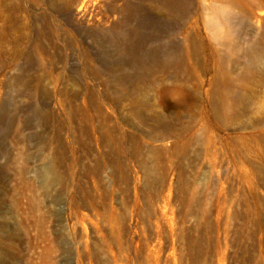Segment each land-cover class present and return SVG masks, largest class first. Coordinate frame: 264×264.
I'll use <instances>...</instances> for the list:
<instances>
[{
    "label": "rangeland",
    "instance_id": "obj_1",
    "mask_svg": "<svg viewBox=\"0 0 264 264\" xmlns=\"http://www.w3.org/2000/svg\"><path fill=\"white\" fill-rule=\"evenodd\" d=\"M81 1L0 0V264H264V0H195L176 41L190 29L200 44L196 97L161 106L152 91V107L104 97L137 67L94 38L140 0H96L93 16ZM223 72L242 95L228 111Z\"/></svg>",
    "mask_w": 264,
    "mask_h": 264
},
{
    "label": "bare ground",
    "instance_id": "obj_2",
    "mask_svg": "<svg viewBox=\"0 0 264 264\" xmlns=\"http://www.w3.org/2000/svg\"><path fill=\"white\" fill-rule=\"evenodd\" d=\"M150 1L156 5L155 10L160 17L152 18L144 14L146 8L145 1L143 0L136 3H126L122 9L123 18L119 23V27L125 28L124 30L120 31L115 27L104 33H95L94 38L96 44L102 42L101 45L103 44L104 47H107L106 43H108L111 48L129 54L130 63L137 67V69L128 76L113 75L105 82L106 91H104V97L113 103H117L120 100L130 101L134 97H138L139 94L147 95V107H152L153 104H150V101L153 100V95H158L160 97L159 104L161 106H166L169 101L174 102L178 98L184 97V99H193L196 97V92L192 91L188 85L189 80L193 76H196V68L191 67L190 69L187 63L191 62L192 56L198 55V47L200 44L194 43L195 41L192 42V38L190 39L191 32L188 31L190 29H187L185 32L183 30L184 33H187L183 39V44L176 41L177 33L183 29L188 18H191V15L194 13L193 7L195 6V0ZM95 2L96 0H82L78 5V11L81 16L88 14V12L90 16H93L92 14L97 9L95 7ZM89 5H91L90 10ZM110 7H113V5H108V8ZM221 14L227 21L229 20V13L221 12ZM109 38L112 39V41H110ZM182 46L185 49L183 53ZM212 49L213 47L210 48L211 53ZM245 53L248 56L246 72L254 74L253 67L257 62L255 49L250 47ZM217 54L216 52V55H214V53L211 55L214 57L217 56ZM219 67L223 68L220 65ZM207 68L209 67L207 66ZM157 74H160L158 75L159 77H156ZM241 78L242 77H240V79ZM233 79L234 78L231 76L228 77L226 73L223 72L216 77L215 81L216 84L220 86V90L217 93L220 99H217L223 103L222 106L226 108V111H228L229 108V99H234L235 104L242 96L238 90L234 88L237 80L234 81ZM152 91L154 93L153 95L150 94ZM117 94H119V96ZM92 95L95 97V92L92 91ZM93 106L95 109H100L95 99L93 101ZM185 106L188 109L191 107V105ZM139 114L140 116L144 115V109L141 107ZM153 116L159 121L158 128L160 131L165 133V129H170L171 132H173V121L167 123L163 120L161 115L153 114ZM175 119L180 121L181 116L177 115ZM84 121L88 122L89 117L85 115ZM83 127L86 129V124H84ZM149 129L154 128L150 126ZM102 143L104 145H111L113 141L109 139L107 134H103ZM40 175L44 183L43 186H47L49 179L52 178V171L48 170V167H44ZM2 246L3 244L0 240V249H2ZM9 247L11 246L9 245Z\"/></svg>",
    "mask_w": 264,
    "mask_h": 264
}]
</instances>
